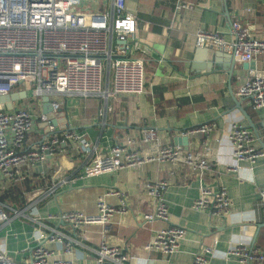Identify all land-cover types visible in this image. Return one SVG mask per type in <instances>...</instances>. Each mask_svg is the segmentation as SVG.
Segmentation results:
<instances>
[{"label":"crops","instance_id":"0c3cea01","mask_svg":"<svg viewBox=\"0 0 264 264\" xmlns=\"http://www.w3.org/2000/svg\"><path fill=\"white\" fill-rule=\"evenodd\" d=\"M177 2L185 5L178 12ZM125 6L134 18L136 38L147 50L146 55H132L144 59V92L113 98L57 97L64 120L58 124L62 128L56 127L49 136L58 139L54 154L39 164L20 168L36 188L0 201V209L9 217L0 224V251L13 262L24 263L39 232L56 231L62 236L61 242L45 244L51 263L94 264L95 251L102 242L121 248L130 258L126 264H192L194 255L206 246L211 249L206 255L210 264H239L230 255L238 246L264 258V210L256 206L258 192L264 189V159L253 166L237 164L228 138L233 125L244 126L255 134L256 148L264 152V118L247 99L236 96L240 82L251 73L264 77V55L252 61L254 70H244L235 61L231 72L232 60L227 53L198 49L194 37L198 29L225 34L231 22L247 28L254 39L264 36V0H125ZM103 8L109 9L108 0H104ZM23 91L25 88L17 86L11 94ZM41 98L26 91L24 99L12 104V112L24 110L35 117L23 149L36 148L47 138L41 127L48 123L41 120ZM54 99L50 97L49 101ZM0 107L6 110L4 105ZM205 124L214 125L207 137L189 135L185 146L174 144L175 139L184 138L183 133ZM148 128L156 129L162 145L181 146L184 152L203 155L208 168L199 174L182 162H152L137 169L83 175L86 166L127 139L135 141L134 147L142 154L154 153V145L139 143ZM66 134L74 137L65 138ZM234 165L236 170L232 172L229 169ZM23 181L0 177V197L10 183ZM158 181L168 185L162 195L168 223L144 219L154 205L146 194V185ZM202 187L227 191L231 207L226 219L192 209ZM109 192L120 196L107 195ZM102 196L113 208L124 199L126 214L115 215L105 227L89 225L84 230H74L57 220L56 216L64 212L95 215L96 201ZM170 226L186 232L177 251L170 255L146 251L156 231ZM68 239L76 243H71L66 253Z\"/></svg>","mask_w":264,"mask_h":264},{"label":"built area","instance_id":"2783aa9c","mask_svg":"<svg viewBox=\"0 0 264 264\" xmlns=\"http://www.w3.org/2000/svg\"><path fill=\"white\" fill-rule=\"evenodd\" d=\"M102 1L0 0V97L10 95L17 86H22L25 92L34 97L113 98L141 95L145 88L144 59L132 55L136 52L146 55L147 50L141 47L136 38L134 18L126 12L125 0H108V10L103 8ZM182 8L185 5L179 2L175 4L176 12ZM194 37L196 48L227 53L240 64H249L255 57L264 55V36L252 38L249 30L238 22H231L225 34L198 29ZM110 84L111 89H108ZM236 96L247 99L254 110H264V77L251 73L240 82ZM49 103L53 112L59 111L60 104L57 101ZM46 119L44 115L41 118L43 122ZM34 121L35 117L30 112H9L0 107L1 178L21 182L26 177L20 171L22 166H34L54 154L58 139L49 137L56 129L49 122L46 123L47 138L36 148L23 149L27 135L34 128ZM213 128L214 125H200L182 136L200 134L207 137ZM72 137L74 134L65 135V138ZM228 138L237 164L245 162L253 166L258 159H264V152L256 148V138L248 128L233 125ZM139 143L141 146L154 145L156 151L144 155L134 147L135 141L127 139L114 144L107 156H99L86 166L83 175L94 177L137 169L152 162H182L192 172L199 174L208 168L203 155L194 156L191 152H184L181 146L160 144L154 128L145 129ZM82 146L87 147V143L82 142ZM229 170L234 172L236 165ZM167 187L163 181L146 185V194L154 203L152 211L144 215L146 221H170L162 197ZM107 195L120 196L116 192ZM258 196L256 206L264 210V189L259 190ZM230 207V199L223 188L213 191L202 187L198 199L192 204V209L208 212L216 219H226ZM96 208L97 213L93 216L81 212H64L56 218L74 230H84L89 225L105 227L115 215L127 212L124 199H120L119 206L113 208L106 204L105 196L97 199ZM13 216H17V213L14 212ZM8 219L7 213L1 208L0 224L6 223ZM36 223L42 226L39 221ZM185 234V229L181 227H166L156 231L145 250L173 254ZM61 237L56 231L39 232L26 262L15 263L0 251V264H66L63 261L51 263L45 245L46 242L59 243ZM71 243L76 241L68 239L66 253ZM210 254L209 247L201 248L194 255L192 264H210L206 259V255ZM230 255L235 256L239 264L264 262L262 256H257L256 251L245 246L234 248ZM129 259L121 248L102 242L95 251L94 264H126Z\"/></svg>","mask_w":264,"mask_h":264},{"label":"water","instance_id":"95a60500","mask_svg":"<svg viewBox=\"0 0 264 264\" xmlns=\"http://www.w3.org/2000/svg\"><path fill=\"white\" fill-rule=\"evenodd\" d=\"M231 61V72H232V68L233 65L235 63L234 59L232 58V56H229ZM242 68L244 70H254L255 66L253 62H250L249 64H242ZM21 98H25V92H19V93H14V94H10L7 96H3L0 97V105H4L6 110L11 111L12 110V104L18 100H20ZM41 102H42V114L46 116L48 122L53 126V127H58L60 123H62V121L64 120V114L62 112L57 111V112H53L51 107H50V103H49V98L47 96H43L41 98ZM260 113V115H262V118H264V110H259L258 111ZM41 127L44 130V134H48V126L47 124H42ZM59 128H62L61 126H59ZM255 136V134H254ZM187 138H178L174 140V144H178V145H186L187 144ZM264 150V148H263Z\"/></svg>","mask_w":264,"mask_h":264},{"label":"trees","instance_id":"16d2710c","mask_svg":"<svg viewBox=\"0 0 264 264\" xmlns=\"http://www.w3.org/2000/svg\"><path fill=\"white\" fill-rule=\"evenodd\" d=\"M28 135H27V137H28ZM57 135L58 134H56L54 136L57 137ZM34 188H36V184H34V182L32 180H30L29 178H26L22 183H10L8 185V187L6 188L5 193H3V195L0 197V201L5 200L6 198H8V196L12 197V195L21 194L27 190L29 191V190L34 189Z\"/></svg>","mask_w":264,"mask_h":264},{"label":"rangeland","instance_id":"374dc122","mask_svg":"<svg viewBox=\"0 0 264 264\" xmlns=\"http://www.w3.org/2000/svg\"><path fill=\"white\" fill-rule=\"evenodd\" d=\"M55 101H57L59 104L61 103V99H59V98H56V99H54Z\"/></svg>","mask_w":264,"mask_h":264}]
</instances>
